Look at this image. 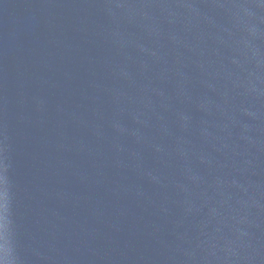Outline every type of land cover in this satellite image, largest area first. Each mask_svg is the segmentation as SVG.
I'll use <instances>...</instances> for the list:
<instances>
[{
	"label": "water",
	"instance_id": "1",
	"mask_svg": "<svg viewBox=\"0 0 264 264\" xmlns=\"http://www.w3.org/2000/svg\"><path fill=\"white\" fill-rule=\"evenodd\" d=\"M0 264H264V0H0Z\"/></svg>",
	"mask_w": 264,
	"mask_h": 264
}]
</instances>
